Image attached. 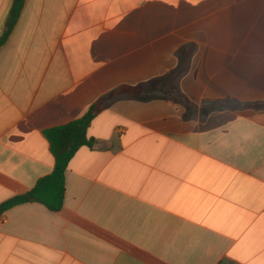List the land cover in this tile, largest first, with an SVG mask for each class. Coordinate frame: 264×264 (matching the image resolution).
<instances>
[{
  "label": "crops",
  "instance_id": "0c3cea01",
  "mask_svg": "<svg viewBox=\"0 0 264 264\" xmlns=\"http://www.w3.org/2000/svg\"><path fill=\"white\" fill-rule=\"evenodd\" d=\"M24 2L0 49V204L53 172L46 130L106 102L63 208L1 214L0 264H264V0Z\"/></svg>",
  "mask_w": 264,
  "mask_h": 264
},
{
  "label": "trees",
  "instance_id": "16d2710c",
  "mask_svg": "<svg viewBox=\"0 0 264 264\" xmlns=\"http://www.w3.org/2000/svg\"><path fill=\"white\" fill-rule=\"evenodd\" d=\"M25 0H14L8 17L5 32L0 37V49L6 42L24 7ZM139 87L123 86L111 93V97L134 96L140 92ZM109 99V98H108ZM105 100L96 102L81 119L70 122L66 125L50 128L45 131V135L50 150L55 158V167L51 174L41 178L37 184L26 194L15 196L0 204V216L8 209L28 203L38 202L45 205L50 211L58 212L63 208L66 185L65 175L69 162L76 152L84 146L92 147L94 140L88 136V129L93 119L104 109ZM220 264H236L232 261H222Z\"/></svg>",
  "mask_w": 264,
  "mask_h": 264
}]
</instances>
